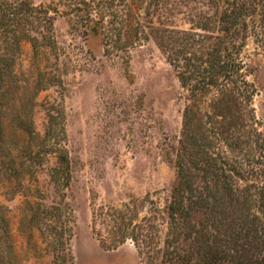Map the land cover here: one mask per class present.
<instances>
[{"label": "rangeland", "instance_id": "rangeland-1", "mask_svg": "<svg viewBox=\"0 0 264 264\" xmlns=\"http://www.w3.org/2000/svg\"><path fill=\"white\" fill-rule=\"evenodd\" d=\"M27 1L37 14L23 29L38 48L13 47L14 38L2 48L14 62L0 80V264H87L94 255L117 264H264L262 240L240 251L227 243L202 249L185 236L188 225L170 233L168 214L183 166L194 184L210 186L209 206L193 212L192 224L210 221L213 236L226 214L255 221L264 235L254 201L264 191L263 18L248 19L237 40L248 127L236 148L214 117L216 88L192 103L179 79L183 34L202 35L193 50L200 56L222 35L192 29V20L215 13L209 0ZM94 20L103 23L99 55L86 44ZM161 29L168 32L158 42ZM213 160L227 164L228 176L211 174L204 185L201 169ZM226 180L238 193L233 202Z\"/></svg>", "mask_w": 264, "mask_h": 264}, {"label": "trees", "instance_id": "trees-1", "mask_svg": "<svg viewBox=\"0 0 264 264\" xmlns=\"http://www.w3.org/2000/svg\"><path fill=\"white\" fill-rule=\"evenodd\" d=\"M210 7L214 9L213 15H201L196 21L192 20V29L199 30L204 33L222 34L216 37L214 46L211 50L207 51L205 55H198L200 53L193 51L194 44L197 42L196 33H184V39L186 43L179 46L178 55L182 56L187 61L186 71H182L179 74L180 82L184 88L190 86V100L197 101L200 93L204 96L212 88H216L218 96L215 99L214 117L217 120H221L220 124L225 130L226 134H229L228 141H231L236 148L241 146L240 140L242 131H244L248 125L241 118V106L244 101L243 96L237 92L239 73L242 69V65L239 61L238 55L243 48V43L237 45V40H240V36L243 32H247L249 29L247 20H252L255 17L263 18L264 21V0H232L228 6L224 9L220 6L217 0H209ZM222 1V0H220ZM221 9V11H220ZM37 14V9L30 4L29 1L23 0L18 5H9L4 0H0V80L2 81L10 72V69L14 61L5 59L2 55V48L8 43L10 38L12 39V46L19 48L22 41H29L34 48H38L36 40H30V35L27 31L24 32L23 26L27 21L32 19ZM23 29V30H22ZM88 35L86 44L89 50L94 55H99L102 52L104 45L103 37V23L102 21H91L87 24ZM23 32L22 35H18ZM168 32V29H161L157 31L156 39L160 38ZM182 35V34H181ZM203 38V37H202ZM205 38V37H204ZM203 38V42L205 43ZM202 52V51H200ZM203 54V53H202ZM195 83L194 85H191ZM192 103L187 107L186 118L189 119L190 126L194 122V118H191L193 112ZM191 116V117H190ZM200 116L197 119H199ZM51 117L50 122H53ZM247 125V126H246ZM0 129V139H1ZM206 154V151H202ZM207 155V154H206ZM205 156V155H204ZM207 156L210 157V154ZM206 157V156H205ZM208 157V158H209ZM212 159V156L209 158ZM60 173L68 176L69 161L67 154H60L59 156ZM214 164H208L206 168L201 169V176L205 180L204 185H208L209 177L226 178L225 166L227 164H219L218 161ZM178 172V183L174 193V199L168 207V214L170 217V233L175 234L179 226L188 225L189 231L185 233L188 239L194 241L196 245L201 248H209L212 245L219 246L227 243L230 249L240 251L247 246L253 247V242L263 241L264 235L259 231L255 221H247L239 218L235 219L233 216L222 215L219 220L214 223L215 234L210 236L207 231L209 228V222H201V224H192L191 218L193 212L197 209L204 211L209 206L208 200L211 197L209 195L210 186H206L201 189L194 184V181L184 171L183 166H180ZM228 194L231 195L230 199L234 200V197L238 195L234 186L226 180L223 182ZM264 189V188H263ZM259 201L254 200L255 195L247 198L245 204L250 205L254 200L260 205L262 212L264 213V191L260 193ZM234 196V197H232ZM253 197V199H252ZM237 198V197H236ZM238 199V198H237ZM232 200V202H233ZM238 221V222H237ZM258 221V219H256ZM208 224V225H207ZM228 236L226 241L224 238ZM261 241V242H262ZM259 242V243H261ZM225 257L227 256L224 254ZM87 264H117L116 260L111 256L106 255H94L93 257L84 256Z\"/></svg>", "mask_w": 264, "mask_h": 264}]
</instances>
